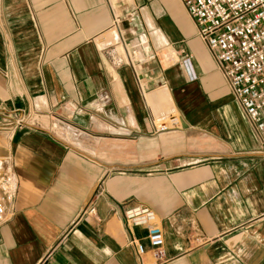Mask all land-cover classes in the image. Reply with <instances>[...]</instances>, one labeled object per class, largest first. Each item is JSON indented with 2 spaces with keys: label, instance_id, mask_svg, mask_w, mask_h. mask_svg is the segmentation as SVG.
Returning <instances> with one entry per match:
<instances>
[{
  "label": "crops",
  "instance_id": "0c3cea01",
  "mask_svg": "<svg viewBox=\"0 0 264 264\" xmlns=\"http://www.w3.org/2000/svg\"><path fill=\"white\" fill-rule=\"evenodd\" d=\"M12 112L30 119L0 127L18 183L0 264H154L136 210L164 264H264V136L178 0H0Z\"/></svg>",
  "mask_w": 264,
  "mask_h": 264
},
{
  "label": "built area",
  "instance_id": "2783aa9c",
  "mask_svg": "<svg viewBox=\"0 0 264 264\" xmlns=\"http://www.w3.org/2000/svg\"><path fill=\"white\" fill-rule=\"evenodd\" d=\"M178 1L227 82L232 97L252 127L264 136V0ZM115 26L114 19L112 29ZM183 57L187 77L195 80L189 58L186 55ZM29 119L12 112L4 118L0 127L7 134H13L27 126ZM158 124L159 131L166 129L165 124L159 121ZM9 162L8 156H0V225L12 214L18 188ZM126 221L146 227V239L154 264L166 263L162 230L155 223L153 214L148 210H136L127 214ZM130 244L139 257L145 254L143 244L135 240Z\"/></svg>",
  "mask_w": 264,
  "mask_h": 264
},
{
  "label": "rangeland",
  "instance_id": "374dc122",
  "mask_svg": "<svg viewBox=\"0 0 264 264\" xmlns=\"http://www.w3.org/2000/svg\"><path fill=\"white\" fill-rule=\"evenodd\" d=\"M113 32H115L114 29H113ZM174 61H176V59H174ZM170 63H171V62H168L167 65H169ZM165 114H166V113L161 114V117H162V116L164 117ZM161 123L165 124L166 128L171 126V123H169L168 120H166V121H165V120H164V121H161ZM158 125H159V124H158Z\"/></svg>",
  "mask_w": 264,
  "mask_h": 264
}]
</instances>
